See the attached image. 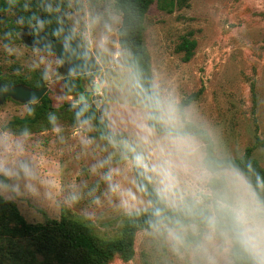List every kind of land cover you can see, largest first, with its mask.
<instances>
[{"label": "rangeland", "instance_id": "obj_1", "mask_svg": "<svg viewBox=\"0 0 264 264\" xmlns=\"http://www.w3.org/2000/svg\"><path fill=\"white\" fill-rule=\"evenodd\" d=\"M21 1L30 9L28 0ZM38 1V19L30 25L17 10H0V79L11 85L22 78L38 88L41 77L60 112L22 126L15 120L27 117L34 103L7 99L0 105V196L14 201L29 223L65 217L102 243L122 239L130 215L152 208L135 182L131 156L108 144L93 121L65 111L90 105L84 94L71 91L77 77L60 71L67 62L23 39L35 38L46 17L58 22L64 42L66 19L101 66L89 83L99 85L102 95L93 106L104 109L100 118L111 138L124 136L147 156L144 172L167 208L209 210L212 221L216 207L228 208L242 222L256 264H264V207L246 178L232 169L209 172L207 145L199 136L158 135L148 126L149 109L119 44L122 17L113 2ZM172 1L156 0L144 34L162 126L192 125L210 137L216 158L249 157L264 170V0ZM185 38L196 41L189 62L178 50ZM213 178L222 179L224 188L211 190ZM14 245L0 235V264H16L12 250L30 248V242ZM233 245L228 232L212 226L165 223L138 231L132 259L118 255L108 264H235Z\"/></svg>", "mask_w": 264, "mask_h": 264}, {"label": "trees", "instance_id": "obj_2", "mask_svg": "<svg viewBox=\"0 0 264 264\" xmlns=\"http://www.w3.org/2000/svg\"><path fill=\"white\" fill-rule=\"evenodd\" d=\"M28 1L30 9H27L21 0H0V10H17L24 18L25 23L30 25L37 21L40 5L38 0ZM110 1L113 2L115 9L122 17L119 44L121 49L129 54L128 64L132 70L136 89L149 109L148 126L158 135L199 136L207 145V154L204 160L207 170L213 174L229 169L238 171L252 187L256 201L264 207V170L257 161L250 160L249 157L242 159L216 158L213 143L206 132L198 130L192 125L183 130L162 126L160 119L162 101L153 86L151 58L144 44L146 17L156 0ZM187 1L173 0L171 5L182 6ZM59 31L60 25L55 19L44 17L45 35L59 40ZM195 48L196 41L185 38L178 50L185 53L184 61L189 62L194 55ZM83 77H77L75 80L71 90L73 93L80 94L86 91V86L81 80ZM0 82L4 84L1 79ZM9 83L29 86L28 82L22 78ZM59 112V109L52 107V101L46 94L40 102L32 105L27 117L16 119L15 123L22 126H35L39 121ZM75 113L83 119L93 121L100 136L110 135L107 121L100 118L98 110L94 106L80 107L79 111ZM122 137L124 136L112 139L119 140ZM134 176L139 190L150 202L152 208L144 212L132 213L126 224L124 237L110 242H99L89 228L71 222L65 217H62L61 220H48L45 223H29L14 201L0 196L1 237L17 247H19V243L30 242V248L20 249L19 247L18 250H12L10 256L12 261L16 264H108L118 255L125 260H130L135 255V239L139 230L158 228L165 223H176L179 226L198 223L228 232L234 243L232 257L235 264H256L251 248L244 239L243 224L231 210L216 207L217 218L215 221H212L209 210H169L165 198L148 180L143 167H134ZM209 186L211 190L217 192L224 188V181L213 178L209 182Z\"/></svg>", "mask_w": 264, "mask_h": 264}, {"label": "water", "instance_id": "obj_3", "mask_svg": "<svg viewBox=\"0 0 264 264\" xmlns=\"http://www.w3.org/2000/svg\"><path fill=\"white\" fill-rule=\"evenodd\" d=\"M63 33L64 42L57 39H53L45 35L43 20L40 19L38 32L35 38H31L26 35L23 39L25 42L34 47H46L49 48L52 53L66 61L67 63L61 68V72L69 76H81L90 75L101 70V66L97 60L91 56V52L87 48L81 46V42L76 40L74 35L69 29L68 22L63 19ZM89 90V89H88ZM96 96L93 101H102V95L100 93V86L96 85ZM48 93L45 80L40 77L39 88H31L25 84H11L5 85L0 83V105H3L7 99H12L21 104L38 103ZM80 106L69 105L65 108V111L71 110L74 112L79 111ZM104 109L98 110V115L104 114ZM108 144L122 148L132 158L134 167H144L147 163V156L140 152L134 144L122 137L119 140H114L109 134L104 136Z\"/></svg>", "mask_w": 264, "mask_h": 264}, {"label": "flooded vegetation", "instance_id": "obj_4", "mask_svg": "<svg viewBox=\"0 0 264 264\" xmlns=\"http://www.w3.org/2000/svg\"><path fill=\"white\" fill-rule=\"evenodd\" d=\"M81 76L85 77V80H82V82L86 86V91L84 93H80V94H84V97H85V100L87 101V103L93 106V102H98V101H93V98L96 96V90H95L96 85L95 86H89V83H92L94 81L93 74L81 75ZM76 77H80V76H76ZM39 79H40V77H39ZM89 94H90V96H89ZM98 103H100V102H98Z\"/></svg>", "mask_w": 264, "mask_h": 264}]
</instances>
